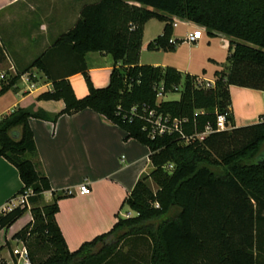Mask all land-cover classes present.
<instances>
[{
	"label": "trees",
	"instance_id": "obj_1",
	"mask_svg": "<svg viewBox=\"0 0 264 264\" xmlns=\"http://www.w3.org/2000/svg\"><path fill=\"white\" fill-rule=\"evenodd\" d=\"M168 16L191 21L209 36L229 37L226 64L214 72L211 87L198 86L195 75L182 77L174 67L139 63L143 26L151 18L165 25L148 48L175 49L179 40L169 41ZM88 52L108 53L114 65L119 63L104 87L91 83L85 62ZM30 67L52 83V89L37 98L62 100L65 105L54 115L17 107L0 119V156L15 166L22 182L12 198L31 191L27 200L34 223L12 235L26 245L31 264H264V120L235 127L229 93L230 85L264 91V0L85 3L76 23ZM76 73L83 75L88 87L81 98L68 81ZM21 74L8 77L0 93L13 87ZM159 83L166 92H179V98L156 105L154 85ZM178 85L181 89H174ZM142 104L184 120L181 130L187 136L214 126L217 113L226 114L231 128L188 143L176 132L150 138L142 129L144 122L130 114L131 107ZM86 108L112 121L126 138L145 144L152 168L138 178L123 202L135 214L118 217L109 231L70 251L55 221L63 195L51 190L42 171L28 120L55 121ZM46 191L52 202L40 210ZM26 210V205L1 210L0 230ZM31 234H36L37 245L51 248L45 257L28 243ZM0 264L8 261L0 256Z\"/></svg>",
	"mask_w": 264,
	"mask_h": 264
},
{
	"label": "crops",
	"instance_id": "obj_2",
	"mask_svg": "<svg viewBox=\"0 0 264 264\" xmlns=\"http://www.w3.org/2000/svg\"><path fill=\"white\" fill-rule=\"evenodd\" d=\"M87 1L90 0H0V74L11 77L17 73H28L35 86L28 92L17 83L0 93V119L17 107L30 113L43 110L50 115L64 108L62 100L37 98L40 93L50 91L52 83L41 71L35 67L29 68V65L76 23L80 8ZM168 18L171 22L178 21L175 28L184 22L189 29L199 27L188 20L174 16ZM150 20L143 26L142 41L147 28L152 26L149 25ZM158 22L156 37L162 35L165 25V21ZM189 31L181 40L170 34L169 40L187 42L185 36ZM215 35L227 39L228 51L229 37ZM89 57L94 64H89ZM85 62L91 83L96 88L106 86L113 66H119V63L114 65L112 56L105 52H88L85 54ZM139 63L142 64L140 55ZM216 63L222 68L223 63ZM151 65L165 66L157 63ZM183 73L193 75L187 69ZM199 77L214 80V76ZM4 81L0 79V88ZM68 81L77 98L88 93L81 73L69 76ZM229 93L235 127L264 120V91L230 85ZM28 123L33 132L42 171L48 178L51 190L63 195L57 202L55 221L67 248L74 251L83 242L109 231L117 218L123 215L125 198L138 178L149 173L152 168L150 151L145 144L126 138L124 130L90 108L70 115L62 114L55 121L30 117ZM84 182L90 187L89 194L64 195L66 189L76 190ZM21 185L15 166L0 156V211L9 199L11 201ZM44 194L48 198L52 197L50 191ZM11 227L0 232L10 230ZM16 231L18 228L13 230L11 236Z\"/></svg>",
	"mask_w": 264,
	"mask_h": 264
},
{
	"label": "rangeland",
	"instance_id": "obj_3",
	"mask_svg": "<svg viewBox=\"0 0 264 264\" xmlns=\"http://www.w3.org/2000/svg\"><path fill=\"white\" fill-rule=\"evenodd\" d=\"M97 0H90L87 1V3H93ZM171 22V21H170ZM158 19L157 18H151L149 25H152L147 28L146 35L143 39V45L141 47L140 51V61L142 64H164L165 66H170L174 68H178L182 72V77H184V70L187 69L190 73L196 76H206V77H212L215 70H219L220 65L218 63H223L222 67L226 64L227 57H228V51H227V39L224 38L222 35H215V36H208L205 32V30L201 27H191L190 29L187 28V24L185 22L178 26L177 28L172 26V33L171 36H177L180 40L183 39L186 31L191 30L193 31L197 36V42L196 44H190L187 42H180L175 46V49L170 50H164L162 48L159 49H151L148 48V43L156 38V25H158ZM89 64L92 65L94 62L92 61V58L89 57L88 59ZM214 78V77H213ZM91 79V78H90ZM4 81V80H3ZM180 93L179 92H173L169 93L165 96V100H176L179 98ZM168 169H171V167H168ZM148 183L153 191L156 190L155 184L148 180ZM28 193H31V191H27ZM22 194H17L15 197L9 201V203H16L18 202L19 198ZM52 202V197L48 198L44 194L43 200L40 202L39 209L41 210L43 205H48ZM32 206L29 204L27 206L26 212L16 221L12 224V227L10 230L2 231L0 232V246L3 248L0 251L1 256H4L8 262H10L11 258L9 256V253H11V250L13 247H17L16 239L22 241L21 238H14L11 236V233L13 230L17 229L20 230L21 228L27 226L28 224H33V213L30 211V208ZM123 215L120 216L121 218H125L128 216H132L135 213L128 207V205H125L123 211ZM30 227V226H29ZM36 234H31L30 237H28V243H32V249L33 251L37 253L40 257H45L48 254V251L51 249L48 245L40 243L38 244V241L35 242ZM7 238V239H5ZM15 239V240H14Z\"/></svg>",
	"mask_w": 264,
	"mask_h": 264
},
{
	"label": "built area",
	"instance_id": "obj_4",
	"mask_svg": "<svg viewBox=\"0 0 264 264\" xmlns=\"http://www.w3.org/2000/svg\"><path fill=\"white\" fill-rule=\"evenodd\" d=\"M177 18V17H176ZM179 19V18H177ZM178 21L174 20L171 22V26L175 27L177 26ZM185 40L188 43H193L197 41V36L193 31H189L186 36ZM170 42H173L172 40H169ZM7 75L4 73L0 74L1 80H7ZM18 84L23 85L24 89L28 92L32 91L35 86L34 83L28 73H23L19 77ZM195 81L197 82L198 86L202 87H211L214 84V81L212 80H205L199 76H196ZM16 83V84H17ZM174 89L180 90L181 85H178L177 87H174ZM154 92H155V104L158 105L162 100H165V96L168 93L164 89V86L162 83L154 85ZM130 114L133 117H137L141 119L144 122L143 130L147 132L148 137L154 138L155 136H161L164 134H172V133H179L181 137L185 140L186 143L198 140L202 141L207 135H209L213 131H222V130H228L231 128V125L227 122L226 114L224 113H217L215 118L214 126L207 125L205 126L204 130L199 133H194L192 135H185L181 130V123L184 120L177 119V118H171L167 114H163L161 112H157L154 108H149L146 104H142L141 106H133L130 109ZM169 167H171L169 165ZM90 193V187L87 185L86 182L81 183L78 185L76 190L68 188L64 191V195H73V194H80V195H86ZM30 193L25 192L21 195L18 202L14 203H7L3 207V211H10L16 206H28V200L27 197ZM158 206V205H156ZM17 247H13L10 254V262L8 264H31L30 258H29V252L26 247V245L16 239Z\"/></svg>",
	"mask_w": 264,
	"mask_h": 264
},
{
	"label": "water",
	"instance_id": "obj_5",
	"mask_svg": "<svg viewBox=\"0 0 264 264\" xmlns=\"http://www.w3.org/2000/svg\"><path fill=\"white\" fill-rule=\"evenodd\" d=\"M263 163H264V159H263Z\"/></svg>",
	"mask_w": 264,
	"mask_h": 264
}]
</instances>
